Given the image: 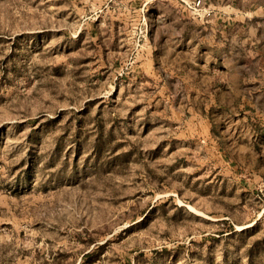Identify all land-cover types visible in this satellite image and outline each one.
I'll return each instance as SVG.
<instances>
[{
    "label": "rangeland",
    "instance_id": "374dc122",
    "mask_svg": "<svg viewBox=\"0 0 264 264\" xmlns=\"http://www.w3.org/2000/svg\"><path fill=\"white\" fill-rule=\"evenodd\" d=\"M228 1L264 7L0 0V264H264V125L235 70L258 73L262 20L212 28Z\"/></svg>",
    "mask_w": 264,
    "mask_h": 264
},
{
    "label": "crops",
    "instance_id": "0c3cea01",
    "mask_svg": "<svg viewBox=\"0 0 264 264\" xmlns=\"http://www.w3.org/2000/svg\"><path fill=\"white\" fill-rule=\"evenodd\" d=\"M234 7L237 8L234 9ZM216 8L217 10L220 8H226L228 14L217 17V12H215L214 20H210L211 23H213L212 28L214 27V29L218 26H223L226 31L231 32L233 27L239 25L238 23H242V26L248 27V21H252L253 19L258 21L259 18L262 20L260 23L256 22V36L254 38L251 37L247 40H241L243 45H249L250 50L248 57L250 58L247 59L251 62H256L258 73H256L254 77L252 76L248 78V76H245L246 72H244L248 67H245L243 63H239L237 67H235V70L236 72H239L240 77L243 76L244 79V85L240 92L242 95L241 109L246 111L252 120L261 122V125L263 126L264 104H261V101L264 103V33H262L264 31V7L248 12L244 9L242 10V8H239L238 6H234L232 2L228 1L223 3V5H220V3L217 2L215 4V9ZM202 23L205 22L202 21ZM237 68H240L242 72ZM233 93H236L235 89H233Z\"/></svg>",
    "mask_w": 264,
    "mask_h": 264
},
{
    "label": "built area",
    "instance_id": "2783aa9c",
    "mask_svg": "<svg viewBox=\"0 0 264 264\" xmlns=\"http://www.w3.org/2000/svg\"><path fill=\"white\" fill-rule=\"evenodd\" d=\"M196 16L204 19L212 17L213 11L205 6L204 0H181Z\"/></svg>",
    "mask_w": 264,
    "mask_h": 264
}]
</instances>
